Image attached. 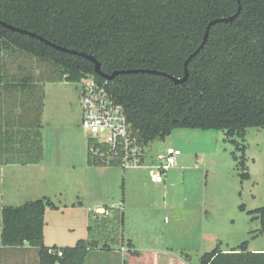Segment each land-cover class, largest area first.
I'll return each mask as SVG.
<instances>
[{
	"label": "trees",
	"instance_id": "1",
	"mask_svg": "<svg viewBox=\"0 0 264 264\" xmlns=\"http://www.w3.org/2000/svg\"><path fill=\"white\" fill-rule=\"evenodd\" d=\"M239 7L232 21L210 27L205 46L190 59L209 24L235 15ZM0 19L63 48L93 55L105 74L157 71L121 73L107 80L93 61L0 24V164L42 161L46 82L78 83L95 76L107 83L141 142L164 140L181 127L223 130L242 152L240 158L233 153L242 179L251 177L247 129L264 127V0H0ZM14 52L46 62L52 71L36 77L21 66L20 72L11 73L4 56ZM87 146L89 165L121 166L120 158L103 161L93 151L106 152V145L90 137ZM47 207L59 206L47 196L5 205L3 245L36 247L39 264H84L91 250L114 249L107 242L97 244V239H80L73 246L46 245ZM107 208L115 209L122 231L123 208ZM240 208L245 210V205ZM249 213L262 222L255 237L264 232V206ZM248 244L245 240L229 251H205L199 264H264V251H249ZM126 246L123 264H163L157 262L158 254L134 249L131 239ZM50 248L62 249L63 256L50 254ZM181 253L191 261L189 254ZM179 264L185 263L179 259Z\"/></svg>",
	"mask_w": 264,
	"mask_h": 264
},
{
	"label": "rangeland",
	"instance_id": "2",
	"mask_svg": "<svg viewBox=\"0 0 264 264\" xmlns=\"http://www.w3.org/2000/svg\"><path fill=\"white\" fill-rule=\"evenodd\" d=\"M4 59L11 73L20 72L21 66L31 69L36 77L52 71L46 62L24 53H10ZM45 92L43 162L16 169L7 181L11 185L6 201L21 205L47 196L61 206L46 209V245L73 246L80 239H97L99 245L107 242L120 248L127 234L121 231L115 209H110L109 215L99 214V221L95 213L98 206L120 205L119 210L125 206L134 230L140 232L139 220L149 216L156 228L151 232L163 234L179 258L181 252L189 253L192 264H199V256L215 247L224 250L245 240L250 247H264V232L254 237V232L262 229L261 219L249 213L264 206V127L247 129L249 179H242L243 171L233 154L240 158L242 152L225 131L187 127L150 142L141 166L92 165L101 168L85 172L79 167L81 158L89 165L85 154L81 152L79 157L71 147L85 146L88 155L79 85L46 82ZM169 146L181 151L178 165L168 172L165 183L157 184L150 178L149 162L152 156L166 153ZM73 165L78 167L76 171ZM79 176H87L85 187L78 184ZM74 187L81 188L76 192ZM58 190L64 191L61 198L54 196ZM73 201L75 205L64 206ZM242 204L245 210L240 208Z\"/></svg>",
	"mask_w": 264,
	"mask_h": 264
},
{
	"label": "built area",
	"instance_id": "3",
	"mask_svg": "<svg viewBox=\"0 0 264 264\" xmlns=\"http://www.w3.org/2000/svg\"><path fill=\"white\" fill-rule=\"evenodd\" d=\"M77 84L82 104L81 125L88 139L92 137L94 142L108 147L106 152L99 148H93V151L103 161L120 158L124 168H136L144 164L149 144L140 141L138 132L133 129L123 106L114 99L107 83H101L95 76H87ZM180 154V149L169 147L166 153L152 156L149 162L152 181L165 182L168 172L178 164ZM95 213L109 215L110 208H97ZM48 251L63 256L62 249L50 248ZM55 264H60L59 260Z\"/></svg>",
	"mask_w": 264,
	"mask_h": 264
},
{
	"label": "crops",
	"instance_id": "4",
	"mask_svg": "<svg viewBox=\"0 0 264 264\" xmlns=\"http://www.w3.org/2000/svg\"><path fill=\"white\" fill-rule=\"evenodd\" d=\"M43 116H44V113H43ZM71 147L72 148L74 147L73 150L75 152H78L79 157L81 156V152H82L83 154H85V158L87 159L85 146H79V148H76L77 146H71ZM169 147H173V146H169ZM42 162L41 163L39 162L37 164H29V165L0 164V264H39L40 262L39 255H38V249L36 247L30 246L28 243H25L22 246H13V247L4 246L2 243L1 234H2V228H3L2 208L5 205H12L10 204L11 201H6L8 200L7 195L10 190L9 186L11 185L10 182L9 184L7 183L8 178L10 179L12 178L11 175L16 171V169H18V167H22V166L28 167V166L40 165L42 164ZM86 162H87L86 160L82 161V158H81V161L79 163L80 170L88 172V171H92V169L101 168V167L87 165ZM77 169L78 167L76 165H73L72 170L76 171ZM77 182L79 185H83V187H85L88 182L87 176L85 177L79 176V178L77 179ZM79 188L81 187H74V190H76V192H79L78 191ZM85 190L86 188H83V191ZM83 191H80V193H82ZM63 195H64L63 190L55 191V194H54V196H57L58 198H61ZM78 197L79 195H77L75 198H78ZM60 202L62 203V201ZM75 204L76 202L73 201L70 204L66 203L64 206L66 207L68 205H75ZM57 205L59 206L57 209H59L61 206L59 204ZM165 205H166V202H165ZM112 207L119 208L120 205H117V206L112 205ZM122 207L125 212V221H124L123 231L124 233L127 234V238L123 237L124 244H126L127 239H131L134 244V249L143 251V252H154L158 254L159 259H157V262H159L160 260H163L162 262L163 264H179V259L185 264H192V258H191V261L187 262L183 256L182 258L181 257L179 258V252H176L173 249H170L168 245L169 242H167V239L164 237L163 234H156V233L153 234L151 232V231L156 230L154 221L152 218L148 216V218H146L147 220L146 219L139 220V228H140V232H139L133 229V227L130 224L131 217L126 212L125 206H122ZM97 208H105V207L98 206ZM91 210L94 211V209H91ZM124 244L120 248L114 246V249H110V250H101V249L91 250L86 256L84 264H123L124 252L127 249V246ZM238 245L236 246L234 245L228 249H224V250L222 249V250L229 251L232 248L237 247ZM248 250L249 251H264V247L263 248L250 247V244H249ZM186 254H189V253H186ZM160 255H163V256H160ZM198 261H199V258H198Z\"/></svg>",
	"mask_w": 264,
	"mask_h": 264
},
{
	"label": "water",
	"instance_id": "5",
	"mask_svg": "<svg viewBox=\"0 0 264 264\" xmlns=\"http://www.w3.org/2000/svg\"><path fill=\"white\" fill-rule=\"evenodd\" d=\"M240 10H241V7H239V10L238 12L229 17V18H223V19H216L214 20L213 22H211L208 26V29H207V32H206V35H205V38L200 46V48L190 57V59L192 57H194L206 44L207 40H208V35H209V30H210V27L217 23L218 21H232L234 18H236L238 16V14L240 13ZM0 24H2L3 26L7 27V28H10L11 30H14V31H19L21 33H24V34H28V35H31L33 37H37L38 39L40 40H43V41H46L48 44H53L56 48H58L59 50H62V51H65V52H69V53H72V54H79L91 61H93L95 63V70L98 74H100L101 76H103L105 79L107 80H112L113 78H115L118 74H121V73H137V72H152V73H157V71H150V70H122V71H115L113 72L112 74H105L101 71V68H100V64L99 62L97 61V59L93 56V55H89V54H86V53H79L78 51H75V50H71V49H68V48H63L61 46H58L54 43H51L49 40H47L46 38L38 35L37 33H34V32H31L29 30H25V29H21L19 27H16L14 25H11L9 24L8 22H5L3 20L0 19ZM189 59V60H190ZM186 77H187V73H186ZM185 77V78H186ZM174 80L176 81H183L184 79H179V78H176V77H172Z\"/></svg>",
	"mask_w": 264,
	"mask_h": 264
}]
</instances>
